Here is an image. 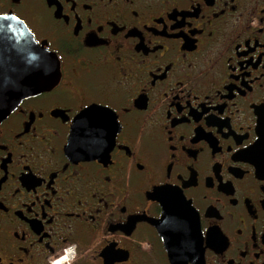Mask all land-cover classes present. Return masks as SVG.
<instances>
[{
    "label": "flooded vegetation",
    "instance_id": "obj_1",
    "mask_svg": "<svg viewBox=\"0 0 264 264\" xmlns=\"http://www.w3.org/2000/svg\"><path fill=\"white\" fill-rule=\"evenodd\" d=\"M0 16L47 87L0 121V264H264V0Z\"/></svg>",
    "mask_w": 264,
    "mask_h": 264
},
{
    "label": "water",
    "instance_id": "obj_2",
    "mask_svg": "<svg viewBox=\"0 0 264 264\" xmlns=\"http://www.w3.org/2000/svg\"><path fill=\"white\" fill-rule=\"evenodd\" d=\"M37 51L34 36L25 24L14 17L0 16V121L25 97L47 88L36 68ZM90 111L83 115L87 117Z\"/></svg>",
    "mask_w": 264,
    "mask_h": 264
}]
</instances>
